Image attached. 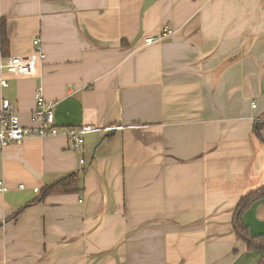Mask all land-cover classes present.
<instances>
[{
	"label": "crops",
	"instance_id": "obj_1",
	"mask_svg": "<svg viewBox=\"0 0 264 264\" xmlns=\"http://www.w3.org/2000/svg\"><path fill=\"white\" fill-rule=\"evenodd\" d=\"M3 20L0 63L36 70L0 69V106L33 126L40 91L60 129L99 130L0 150V264H264L234 227L264 187V0H0ZM74 172L81 192L31 203ZM243 219L264 235V198Z\"/></svg>",
	"mask_w": 264,
	"mask_h": 264
},
{
	"label": "built area",
	"instance_id": "obj_2",
	"mask_svg": "<svg viewBox=\"0 0 264 264\" xmlns=\"http://www.w3.org/2000/svg\"><path fill=\"white\" fill-rule=\"evenodd\" d=\"M174 30L169 26L162 29L159 39L174 34ZM156 37H147L146 44L156 41ZM36 51L44 56L40 46V40H34ZM1 72L14 75H29L36 70V61L33 56H12L6 62L0 63ZM8 86V79L0 75V89ZM255 107L256 105L253 104ZM55 103L47 100L39 91L37 94V104L33 112V126H24L21 123L18 108L15 103L9 99H2L0 106V150L10 146L11 144L23 143L27 138L34 136H56L63 134L69 141V150H79L85 143V135L99 130L92 125H83L79 127H67L60 129L55 123ZM19 188H24L25 184H20ZM10 190V186L0 180V193H5ZM41 193L39 188L34 189Z\"/></svg>",
	"mask_w": 264,
	"mask_h": 264
},
{
	"label": "trees",
	"instance_id": "obj_3",
	"mask_svg": "<svg viewBox=\"0 0 264 264\" xmlns=\"http://www.w3.org/2000/svg\"><path fill=\"white\" fill-rule=\"evenodd\" d=\"M0 30H1L2 52L4 55H7L9 53L8 50H9L10 42L7 34V23L5 20H3V22L1 23ZM260 129H261L260 125L256 127V132L259 136H261ZM80 183H81V177L79 173H75V172L71 173L66 177L62 178L60 181L56 182L55 184L44 187L39 197L36 199V201H33L31 203L42 201L51 194L81 192L82 187ZM263 198H264V187L247 193L238 202L234 215V227L236 233L238 237L247 244V248L250 251L251 250L264 251V235H258V236L251 235L248 226L244 222L243 217L246 211L250 209V207L255 202ZM17 214L15 216H17Z\"/></svg>",
	"mask_w": 264,
	"mask_h": 264
},
{
	"label": "rangeland",
	"instance_id": "obj_4",
	"mask_svg": "<svg viewBox=\"0 0 264 264\" xmlns=\"http://www.w3.org/2000/svg\"><path fill=\"white\" fill-rule=\"evenodd\" d=\"M168 37V36H167ZM163 38H165V37H163ZM162 39V38H161ZM148 44H151V43H148ZM115 128V126H111V127H108L106 130H108V131H112V129H114Z\"/></svg>",
	"mask_w": 264,
	"mask_h": 264
},
{
	"label": "water",
	"instance_id": "obj_5",
	"mask_svg": "<svg viewBox=\"0 0 264 264\" xmlns=\"http://www.w3.org/2000/svg\"><path fill=\"white\" fill-rule=\"evenodd\" d=\"M112 133H114V129L112 130Z\"/></svg>",
	"mask_w": 264,
	"mask_h": 264
}]
</instances>
